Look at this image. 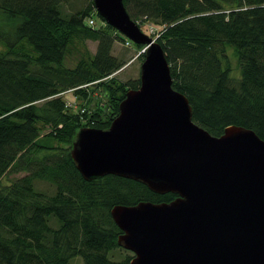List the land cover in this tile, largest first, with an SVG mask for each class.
I'll use <instances>...</instances> for the list:
<instances>
[{
  "label": "trees",
  "instance_id": "1",
  "mask_svg": "<svg viewBox=\"0 0 264 264\" xmlns=\"http://www.w3.org/2000/svg\"><path fill=\"white\" fill-rule=\"evenodd\" d=\"M124 5L136 23L161 29L156 42L173 88L189 100L197 125L215 137L243 127L264 140V0ZM97 17L93 0L71 14L64 13L63 0H0V264H72L77 258L130 264L134 255L118 244L123 232L112 209L177 199L116 176L86 181L72 159L78 132L109 129L127 92L141 86L140 78L125 83L114 76L127 65L112 54L125 39ZM90 19L98 26H89ZM87 40L98 43L94 55L74 51ZM228 47L240 79L232 75ZM99 90L106 103H94ZM69 92L80 100L78 111L64 99ZM37 182L54 192L38 190ZM117 250L127 254L116 260Z\"/></svg>",
  "mask_w": 264,
  "mask_h": 264
},
{
  "label": "water",
  "instance_id": "2",
  "mask_svg": "<svg viewBox=\"0 0 264 264\" xmlns=\"http://www.w3.org/2000/svg\"><path fill=\"white\" fill-rule=\"evenodd\" d=\"M93 1L107 25L146 50L139 89L109 129L78 132L72 159L86 181L116 176L177 196L112 209L130 264H264V140L243 127L215 137L197 125L165 51L124 0Z\"/></svg>",
  "mask_w": 264,
  "mask_h": 264
},
{
  "label": "rangeland",
  "instance_id": "3",
  "mask_svg": "<svg viewBox=\"0 0 264 264\" xmlns=\"http://www.w3.org/2000/svg\"><path fill=\"white\" fill-rule=\"evenodd\" d=\"M90 0H63V11L66 14H71L75 12L78 9H81L83 6L87 5ZM102 19L100 17H97V21L100 23ZM141 23V29L144 33L149 35L152 38H157L158 32L152 33L153 29H159V27H153L150 22H139ZM138 23V24H139ZM155 35V37L153 36ZM98 43L93 42L90 40L83 41L80 44L77 45V47L74 49V51L83 52L88 51L91 55H94L97 51ZM2 50V46L0 45V51ZM73 51V52H74ZM140 51H138L137 45L132 43V46H125L122 42L116 41L114 48H113V56L117 57L121 62L127 63V65L119 72H117L114 76L117 77L122 82H128L131 80H137L140 78V71L143 61L141 59H138L140 56ZM226 53L228 55L230 66L232 69V75L235 78L240 79L241 72L239 69V62L237 59V56L235 54L234 49L232 48H226ZM76 54V52H74ZM66 66L69 68H74L76 66L75 62H68L66 63ZM94 103L97 101H102V103H106L107 97L105 94L102 93V91L99 90L95 95L92 96ZM64 99L66 102L74 106V111H78L79 103L80 101L77 99V97L69 92L64 96ZM108 108V107H107ZM48 131V130H47ZM45 133V132H44ZM25 174L20 173L16 175L9 176L5 179V182H8V180H16L18 178L23 177ZM36 188L43 192H48L52 194L54 192V188L46 182H37ZM127 252L122 250H117L114 253V259L119 260L122 256L126 255ZM133 255V254H132ZM72 264H83L82 260L80 258L75 259Z\"/></svg>",
  "mask_w": 264,
  "mask_h": 264
},
{
  "label": "built area",
  "instance_id": "4",
  "mask_svg": "<svg viewBox=\"0 0 264 264\" xmlns=\"http://www.w3.org/2000/svg\"><path fill=\"white\" fill-rule=\"evenodd\" d=\"M96 25H97V23H96V21L94 20V19H90L89 20V26H91V27H96ZM155 29H153L152 28V33H154L155 31H154ZM158 31V30H157ZM126 45L127 46H129L130 45V43L129 42H126ZM68 106H71V105H68Z\"/></svg>",
  "mask_w": 264,
  "mask_h": 264
}]
</instances>
